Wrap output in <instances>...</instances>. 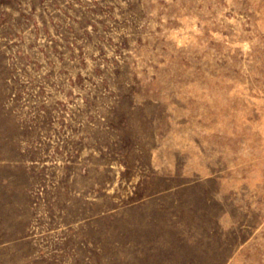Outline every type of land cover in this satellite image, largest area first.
Instances as JSON below:
<instances>
[{"label":"rangeland","instance_id":"374dc122","mask_svg":"<svg viewBox=\"0 0 264 264\" xmlns=\"http://www.w3.org/2000/svg\"><path fill=\"white\" fill-rule=\"evenodd\" d=\"M0 264H264V0H0Z\"/></svg>","mask_w":264,"mask_h":264}]
</instances>
